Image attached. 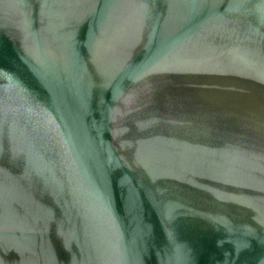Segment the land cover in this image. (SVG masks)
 Segmentation results:
<instances>
[{"label":"water","instance_id":"1","mask_svg":"<svg viewBox=\"0 0 264 264\" xmlns=\"http://www.w3.org/2000/svg\"><path fill=\"white\" fill-rule=\"evenodd\" d=\"M0 264H264V0H0Z\"/></svg>","mask_w":264,"mask_h":264}]
</instances>
